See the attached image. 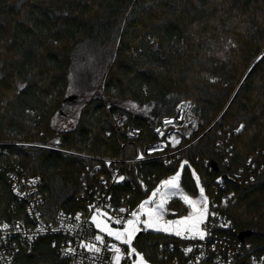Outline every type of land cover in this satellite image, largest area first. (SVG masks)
<instances>
[{"label":"trees","instance_id":"16d2710c","mask_svg":"<svg viewBox=\"0 0 264 264\" xmlns=\"http://www.w3.org/2000/svg\"><path fill=\"white\" fill-rule=\"evenodd\" d=\"M263 13L264 0H0V140L67 150L7 146L9 162L43 176L46 218L83 207L100 176L114 202L138 206L149 193L137 185L138 174L151 188L186 159L181 183L187 191L198 192L195 171L208 194L218 190L219 201L232 194L219 206L227 226L221 230L264 247V53L256 60L264 49ZM240 25L244 44L235 57L231 33ZM71 92L90 99L74 126L56 128L53 119L72 101ZM181 99L193 103L201 123L169 145L179 149L169 159L124 161L123 181L112 184L106 164L84 156L135 157L127 128L142 129L134 140L145 145ZM114 113L127 117L119 135L111 126ZM168 205L176 215L187 212L178 197ZM166 239L140 235L135 243L157 262L156 246ZM53 242L39 238L23 251L22 264H67ZM236 259L246 264V257Z\"/></svg>","mask_w":264,"mask_h":264},{"label":"built area","instance_id":"2783aa9c","mask_svg":"<svg viewBox=\"0 0 264 264\" xmlns=\"http://www.w3.org/2000/svg\"><path fill=\"white\" fill-rule=\"evenodd\" d=\"M193 107L190 100H179L175 104L174 113L161 117L153 126L152 138L143 146L138 145L134 140L142 133V129L136 126L128 127L125 133L131 138V143L137 151V155L133 158L109 159L84 156L104 162L111 177V183H120L124 179L121 171V165L124 161L143 162L154 158L169 159L171 155L179 151V149L170 150L169 145H176L174 140L179 142L182 137L190 135L201 123V119L194 114ZM107 108L110 109V105H107ZM126 120L127 117L123 114L114 113L112 115L111 126L116 135H119L120 128ZM110 133L107 132V135ZM8 145L42 146L67 151L41 143L0 140V198L9 197L8 203L0 202V264H22L23 251L30 250L39 238L47 235L53 237V245H55L58 253L68 260L67 264H116L114 259L116 253L112 250V245L121 250L119 264H133L136 254L131 253L129 247L121 241L102 234L96 227V223L93 222L92 216L105 210L111 214L109 220L112 225L124 227L127 225V220H136L131 213L142 210L140 207L142 202L138 206H134L126 200L114 202L111 199L110 186L106 178L100 176V184L95 185L94 188L90 187L89 199L83 207L75 211L58 210L52 218H46L41 209L48 195L44 188L43 176L30 175L17 162H9L7 160ZM121 145L123 146L122 142ZM226 150L231 152L232 147L227 146ZM112 163H119L120 165L116 169H112ZM99 169L98 165L95 169L88 168V172L84 173L83 177L87 174H95V170ZM136 178L137 185L142 191L149 193L153 189L162 188L163 182L168 180L167 177L155 181L150 188L143 173L138 174ZM135 186L136 184L132 185L133 188H136ZM203 188L208 201L207 219L199 224L207 231L204 238L201 239L197 234L187 239L176 235L175 232L180 230L181 224H172L169 227L172 232L169 234L162 232L163 230L151 232L143 229L141 235L170 236V239L158 242L156 246L157 262L150 260L143 253L145 259L151 264H234L236 258L240 256L247 258L246 264H264L263 246H253L249 242L239 241L221 230L227 226L226 217L222 214L219 206L227 204L232 194L222 196L221 201H219L216 197L218 190L211 195L207 193L205 186ZM176 197H178L176 194L172 195L169 200ZM174 213L169 212L167 215L176 216L174 220L177 221L181 215ZM117 220H120L121 223H117ZM97 236L103 238V243L97 240ZM89 244L99 248L100 251L97 252L94 248L84 247V245ZM136 248L139 249L137 246ZM189 248L191 251H188ZM69 249L71 251H68Z\"/></svg>","mask_w":264,"mask_h":264},{"label":"rangeland","instance_id":"374dc122","mask_svg":"<svg viewBox=\"0 0 264 264\" xmlns=\"http://www.w3.org/2000/svg\"><path fill=\"white\" fill-rule=\"evenodd\" d=\"M260 18H263V20H264V13L260 15ZM243 31H244L243 27H242V25H240L239 27L236 28V31L231 33L233 35L231 40H232L233 45H234L235 50H236V51L232 52V56L236 57L238 55V53L240 52V50L242 49L244 41L241 40L240 36L241 37L243 36V33H244ZM240 46H241V48H240ZM263 53H264V49H263V52L260 53V55L256 58V60L259 57H261ZM249 70H250V67L245 70V73L242 77V80L244 79V77L246 76V74L248 73ZM72 94L75 95L74 92L70 93V95H72ZM88 99H90V96L79 97V98L73 99L70 103L66 104L63 111L54 117V119H53L54 127L66 129V128H70V127L74 126L77 122V119L79 117L81 109L83 108V106L85 105V103ZM185 162H187V163H185ZM187 164H188V161H186V159H182L179 168L175 172H172L171 174L168 175V180L170 178L176 176L177 173H179V180L177 181L179 191H177L175 194L179 198H181L183 201H184L183 196H187L192 201L202 200L203 197L200 194V189L203 188V185L201 184L198 173H196L194 171V176H195L196 180H197V178H199V183H198L199 188H198V192L196 194H193V193H190L189 191H187L181 183L182 171H183L184 166ZM181 165H183V168L181 167ZM157 189L158 188L153 189L143 199L142 204H144L145 206L142 210L137 212L139 220L135 223V227L138 229V231H136V233L132 239L131 246L127 245L129 247L130 252H131V249H135V254H136L135 262L137 264H151L148 260L145 259L143 252L140 249L136 248L137 245L135 244V240H136V236L139 233V231L144 229L145 231L156 232V231H159V230H157L159 227H162V228L167 227L168 231H162V232L169 234L172 232L171 229H169V227H171L172 225H169L168 222L169 221H175L174 218L176 216L167 215V213H169V212H175V208L172 207L171 205H168V203H169L168 200L173 195L172 194L173 190L170 188H166L164 185L162 188L160 187L158 192H157ZM203 190H204V188H203ZM153 192H156L155 196H153ZM162 193H166L167 196H166V199L163 203V208L157 209V204H159L161 201V194ZM203 196L206 197L205 190L203 191ZM145 202H148V203H145ZM186 205H187V212L181 214V216L178 217L177 220H184L185 217H189L190 215H192V216L199 215L200 210L203 208L202 203L197 204L196 205V212L194 213L192 206L189 203H186ZM207 206H208V204H207ZM150 213H151V220L149 221V214ZM93 216L96 217V221H95L96 225H97V223H99V225H100L99 228L96 226L100 231H101V228H105V226H107L108 228H111L113 231H123L124 227L127 226L126 225L124 227H120V226L112 225L110 220H109L111 217V214L105 210H103L101 213H95V214H93ZM206 219H207V213L205 214L204 221H206ZM144 221H149L152 224V226L146 227ZM195 224H196L195 219L187 220V221H185V223L181 224L182 226H181L180 230L182 232V235H180V236L182 238H185V239L190 238L192 236H195L197 234L196 231H191V232L186 231V229L188 227H191ZM198 228H199V231L203 232L204 236H205L206 232H207L206 229L204 227H201L200 225H198ZM101 232L104 235L110 236L107 234L106 230L101 231ZM110 237L115 238V236H110ZM139 257H143V262H141L139 260Z\"/></svg>","mask_w":264,"mask_h":264},{"label":"snow or ice","instance_id":"6c2138e0","mask_svg":"<svg viewBox=\"0 0 264 264\" xmlns=\"http://www.w3.org/2000/svg\"><path fill=\"white\" fill-rule=\"evenodd\" d=\"M241 127H243V125ZM239 130L240 129H237V131H239ZM173 142L174 143H178V141H175V140ZM185 163H187V162H185ZM181 167L183 168V165H181ZM121 179H123V177H121ZM178 180H179V173H177L176 176L170 178L169 180L163 182V184H164V186L166 188H170V189L173 190V192H172L173 195H175V193L177 191H179L178 184H177ZM197 183H199V178H197ZM158 191H159V189H157V192ZM203 191H204L203 188H201L200 189V194L203 197V199L199 200V201H192L187 196H183L184 201L186 203H189L192 206L194 213L196 212V205L197 204L202 203L204 205V207L200 210L199 215H196V216L190 215L189 217H185L184 220L169 221L168 222L169 225H172V224L180 225V224L185 223V221H187V220L195 219L196 224L191 226V227H188L186 229V231H189V232L196 231V233L200 236V238L203 239L204 238V233L199 231V228H198V225L203 223L204 218H205V214L208 211V208H207L208 201H207V197L203 196ZM155 195H156V192H153V196H155ZM166 196H167L166 193H162L161 194V201H160L159 204H157V209H162L163 208V203H164V201L166 199ZM145 203H148V202H145ZM144 206L145 205L142 204L140 206L141 209H143ZM121 211H124V210L121 209ZM131 215H132V217L136 218V220L135 221L131 220V219L127 220V226L124 227L123 231H113L111 228H108L107 226H105V228H101V231H105L106 230L108 235L115 236V238L117 240H120L123 244L131 246L132 239H133L136 231H138V229L135 227V223L139 220L137 212H132ZM77 219H79V217H77ZM92 219H93V222L96 221V217L95 216H93ZM150 220H151V213L149 214V221ZM149 221H144L146 227H151L152 226V224ZM116 222L117 223H121L120 220H117ZM96 226L99 228L100 227L99 223H97ZM5 227H7V226H5ZM157 230L168 231V228L167 227L158 228ZM175 234L179 236V235H182V232H181V230L178 229V230H176ZM97 240H100L101 243H103V238L102 237L97 236ZM84 247H87L89 249H93L94 248V250L97 251V252L100 251L99 248H95V246L91 245V244L84 245ZM111 248L116 253V256L114 257V259L116 260V264H119L120 259H121V257H120L121 250H120V248L116 247L115 245H112ZM68 251H71V249H69ZM188 251H191V249L189 248ZM131 253H135V249H131ZM139 260L141 262H143V257H139ZM133 264H136V262L133 261Z\"/></svg>","mask_w":264,"mask_h":264},{"label":"water","instance_id":"95a60500","mask_svg":"<svg viewBox=\"0 0 264 264\" xmlns=\"http://www.w3.org/2000/svg\"><path fill=\"white\" fill-rule=\"evenodd\" d=\"M76 98V95H70L69 97H68V99L69 100H73V99H75ZM213 166H215L216 167V164L213 162ZM142 234V232L140 231L138 234H137V237L138 236H140ZM247 234V232H244V233H242V238H244V236Z\"/></svg>","mask_w":264,"mask_h":264}]
</instances>
